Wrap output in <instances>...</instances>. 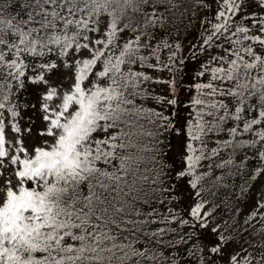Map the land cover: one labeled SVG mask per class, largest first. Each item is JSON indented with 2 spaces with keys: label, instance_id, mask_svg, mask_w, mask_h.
Returning a JSON list of instances; mask_svg holds the SVG:
<instances>
[{
  "label": "snow or ice",
  "instance_id": "snow-or-ice-1",
  "mask_svg": "<svg viewBox=\"0 0 264 264\" xmlns=\"http://www.w3.org/2000/svg\"><path fill=\"white\" fill-rule=\"evenodd\" d=\"M0 264H264V0H0Z\"/></svg>",
  "mask_w": 264,
  "mask_h": 264
}]
</instances>
